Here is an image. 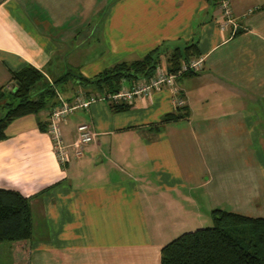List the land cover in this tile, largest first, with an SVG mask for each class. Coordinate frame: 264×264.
<instances>
[{
    "label": "crops",
    "instance_id": "crops-1",
    "mask_svg": "<svg viewBox=\"0 0 264 264\" xmlns=\"http://www.w3.org/2000/svg\"><path fill=\"white\" fill-rule=\"evenodd\" d=\"M230 3L235 32L215 0H0L7 91L27 65L49 80L68 68L92 77L165 42L196 41L202 59L177 93L134 96L124 111L92 93L61 128L68 143L87 123L95 141L65 166L40 128L52 104L8 125L0 187L30 197L33 229L27 244L0 242V264H160L161 248L207 227L213 209L264 218V0ZM77 84L60 91L66 100L85 95ZM177 96L189 117L154 131Z\"/></svg>",
    "mask_w": 264,
    "mask_h": 264
},
{
    "label": "trees",
    "instance_id": "trees-1",
    "mask_svg": "<svg viewBox=\"0 0 264 264\" xmlns=\"http://www.w3.org/2000/svg\"><path fill=\"white\" fill-rule=\"evenodd\" d=\"M162 56L165 57L167 71L176 73L183 63L199 58L200 52L196 41L177 45L165 42L139 59L115 63L92 77H85L77 69L68 68L49 80L32 65L12 72L14 88L8 91L0 88V110L3 112L0 115V140L6 137V128L14 120L37 114L51 104L52 108L57 106L58 85L78 83L87 97L95 92L105 96L115 94L126 83L131 86L140 78H150ZM196 72L187 69L178 78L192 76ZM108 101L114 112L130 107L124 101ZM189 115L186 106H177L175 111L165 113L158 122L151 124V128L159 131L165 124L188 118ZM40 128L46 131L47 125L43 127L40 124ZM211 219V226L183 232L165 244L160 251V264H264V218L213 209ZM32 229L30 197L17 190L0 187V242L7 241L13 246L27 244Z\"/></svg>",
    "mask_w": 264,
    "mask_h": 264
},
{
    "label": "built area",
    "instance_id": "built-area-1",
    "mask_svg": "<svg viewBox=\"0 0 264 264\" xmlns=\"http://www.w3.org/2000/svg\"><path fill=\"white\" fill-rule=\"evenodd\" d=\"M220 11L221 25H232L234 32L238 29V24L232 16V8L230 0H215ZM201 58L191 60L189 63H183L181 69L176 73L168 72L161 64H159L154 74L146 79L140 78L129 87H123L115 94H109L100 98L110 100L111 102H127L130 103L134 96L149 95L155 90L163 87H172L174 93L178 92L176 88V80L182 71L192 69L199 71L201 69ZM58 105L52 108L48 116L47 133L51 139L52 152L61 166H65L72 158L80 157L87 145L95 141L96 133L87 123H81L77 126V135L71 142H65L62 134L61 124L67 114L76 108L87 107L93 100V97H86L83 92L76 94L71 101L66 100L63 95L56 91ZM176 106H182L183 101L180 97L175 98Z\"/></svg>",
    "mask_w": 264,
    "mask_h": 264
},
{
    "label": "rangeland",
    "instance_id": "rangeland-1",
    "mask_svg": "<svg viewBox=\"0 0 264 264\" xmlns=\"http://www.w3.org/2000/svg\"><path fill=\"white\" fill-rule=\"evenodd\" d=\"M66 84H64V85H58L57 86V89L59 90V92L60 91H63V87L65 86ZM61 93V92H60ZM3 112H1V110H0V115L2 114ZM212 225V220L211 221H209L208 222V224H207V226H211ZM2 244H5V245H7V244H10L9 242H7V241H4V242H2ZM2 259H1V256H0V261H1ZM1 263V262H0Z\"/></svg>",
    "mask_w": 264,
    "mask_h": 264
}]
</instances>
